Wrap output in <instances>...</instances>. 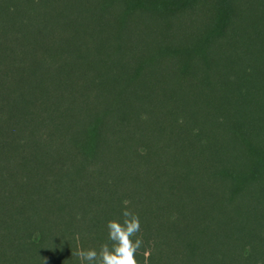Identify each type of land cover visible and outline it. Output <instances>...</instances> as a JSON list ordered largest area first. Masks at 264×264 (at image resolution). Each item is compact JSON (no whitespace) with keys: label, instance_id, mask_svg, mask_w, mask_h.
Instances as JSON below:
<instances>
[{"label":"trees","instance_id":"obj_1","mask_svg":"<svg viewBox=\"0 0 264 264\" xmlns=\"http://www.w3.org/2000/svg\"><path fill=\"white\" fill-rule=\"evenodd\" d=\"M124 208L138 264H264V0H0V264Z\"/></svg>","mask_w":264,"mask_h":264},{"label":"clouds","instance_id":"obj_2","mask_svg":"<svg viewBox=\"0 0 264 264\" xmlns=\"http://www.w3.org/2000/svg\"><path fill=\"white\" fill-rule=\"evenodd\" d=\"M123 219L107 222L108 239L112 246H101L99 253L95 248L78 249L76 256L80 264H138L136 251L141 244L139 238L132 239L140 229V218L127 208L122 209ZM145 256L149 252L145 250Z\"/></svg>","mask_w":264,"mask_h":264}]
</instances>
